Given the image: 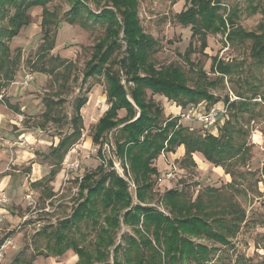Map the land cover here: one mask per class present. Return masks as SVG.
Masks as SVG:
<instances>
[{
  "label": "trees",
  "instance_id": "obj_1",
  "mask_svg": "<svg viewBox=\"0 0 264 264\" xmlns=\"http://www.w3.org/2000/svg\"><path fill=\"white\" fill-rule=\"evenodd\" d=\"M51 1L0 0V90L14 78L19 63V55H10L7 42L30 23V8L41 7L42 11V41L37 57L52 62L50 66L36 63L37 71L52 74L65 63L61 56L50 54L61 20L58 10L48 8ZM65 1L70 6L64 16L66 23L79 24L82 28L91 25L89 20L104 24V34L95 43L91 57L85 63L83 80L103 76L108 107L95 123L92 134V142L98 145L97 152L102 162L80 178V199L71 215L61 219L49 236L47 229L43 230L48 242L47 251L41 255L60 256L71 249L77 256V264H107L110 252L112 264L207 263L213 248L194 239L204 238L222 245L229 244L244 219L243 209L224 193L222 186H207L199 190L194 198L186 190L169 188L161 195V203L168 212L165 214L143 205L154 192L153 177L158 170L153 161L162 152H174L182 144V168L196 166L192 154L199 152L208 162L222 167L230 175L231 181L225 187L235 188L241 185L237 178L246 179L247 173L251 174L241 170L248 158L242 132L234 127L230 118L217 135L190 129L181 124L179 116L165 117L162 106L147 97L146 90L149 89L152 94L164 95L182 108L186 107L183 111L202 100L210 101L209 106L218 101L201 84L202 80L193 87L189 86V77L180 65L170 62L156 66L153 54L157 51V40L145 33L140 24L137 15L140 0H105V7H99L95 12L89 9L86 0ZM187 1L189 6L175 14L176 20L191 30L190 41L183 53L187 63L190 62V54L195 52L192 43L195 38L199 40V50L204 52L207 37L220 33L230 44L249 43V56L257 66H264V16L254 30H247L237 23L238 9L235 6L227 8L222 0ZM251 8L255 13L256 6ZM119 32L123 33L125 55L113 60V55L120 48ZM235 67L232 62L211 57L209 71L218 74L217 80L223 82V77L229 79ZM193 69L190 63V70H197ZM200 75L206 77L204 71ZM217 80L208 84L215 85ZM237 96L241 97L239 94ZM225 101L228 102V97ZM242 101L232 100L228 104L230 108L247 109L246 99ZM86 102L87 96L76 98L74 114L69 122L71 131L51 149L50 154L55 160L47 174L49 182L58 172L56 165L81 136L80 110ZM51 103L49 100L45 102L43 115L46 120L56 121ZM122 109L125 114L119 116ZM111 130L115 154L134 181L136 203H133L125 179L112 168L111 159L107 165L112 169L105 170L103 137ZM41 181L32 182V185H40ZM80 223H90L94 229L90 247L78 243L77 234L86 238L81 232ZM121 224L131 227L133 232L123 233L120 241L116 242ZM13 263L20 264L21 261L15 258Z\"/></svg>",
  "mask_w": 264,
  "mask_h": 264
},
{
  "label": "rangeland",
  "instance_id": "obj_2",
  "mask_svg": "<svg viewBox=\"0 0 264 264\" xmlns=\"http://www.w3.org/2000/svg\"><path fill=\"white\" fill-rule=\"evenodd\" d=\"M85 2L94 12L99 7H105V0ZM222 2L227 8L237 7V23L247 30H254L258 22L263 19L264 0H222ZM47 6L50 10H58L61 19L56 29L54 48L50 54L59 55L66 60L62 66L55 69V73L39 72L38 66L35 65L45 63L46 66H50L52 63L37 57L42 41L41 7L28 10L30 23L22 27L19 33L7 42L11 50L10 55H19V63L14 78L4 84L0 90V175L6 174L10 178L6 188L7 204L0 205V246H3L0 264H14L15 258L20 259V264L26 262L77 264V256L71 249L60 256L41 255L47 251L48 242L43 232L47 229L49 236L61 219L71 215L80 199L78 196L80 178L85 173L95 170L102 162L97 152L98 145L92 142V134L98 116L104 112L106 105L108 106L105 100L103 76L98 75L83 80V73L95 43L104 34V24L92 23L89 20L91 25L82 28L79 24L66 23L64 16L70 6L65 0H53ZM188 6L187 0L139 1L137 15L140 24L145 33L151 34L157 40V51L153 54V61L156 66L170 62L180 65L189 77V86L193 87L202 80L201 84L218 99L214 106H226V112L223 116L222 113L220 114L214 125L205 127L194 119L184 120L183 125L202 133L217 135L221 132L224 122L230 118L234 127L242 132L246 142L248 158L241 170H247L251 174L247 173L246 179L237 178L236 180L241 183L238 187H225V184L231 181L230 175L228 174L227 181L221 177L218 179L219 169L213 164L210 163L208 167L196 165L182 168L180 161H174L179 167L175 179L163 182L159 177L156 179L157 175H155L153 196L143 205L165 214L168 212L161 203V195L169 188L186 190L188 195L194 198L199 190L207 186L218 188L222 186L224 193L231 196L243 209L244 219L238 232L227 245L204 238L194 239L213 248L209 255L210 260L205 264H264V66H257L249 56V43L230 44L220 33L210 34L207 37L204 52L199 50V40L195 38L192 41L195 52L190 54V62L187 63L183 53L190 41L191 30L189 26H182L176 20L175 14ZM251 6H256L255 13H252ZM119 34L120 48L113 55V60L125 55L123 33L119 32ZM211 57L236 65V70L229 79L223 77V82L218 81L219 75L209 71ZM190 63L197 70H190ZM201 71L206 73L205 78L200 75ZM28 72L32 74V80L24 84L23 80ZM212 80H217L215 85L208 84ZM80 96H87V102L80 110L81 136L69 148L60 164L56 165L58 172L49 182L47 174L55 160L50 154L51 149L71 131L69 122L74 114L73 106L76 98ZM226 97L228 102L232 100L241 102L246 99L248 108L244 110H241V107L230 108L225 101ZM47 100L52 102V113L57 118L56 121L46 120L43 115ZM202 101L205 107L209 106L210 101ZM159 105L162 106V103ZM183 109L185 110L186 107ZM124 112L120 110V116H123ZM17 113L24 115L21 123L16 122ZM2 122H4L3 126ZM16 125L22 127L16 128ZM1 127L3 131L9 133L3 135ZM14 128L17 129L16 134ZM112 134L111 130L103 137L102 153L105 160L113 161L115 170L117 166V170L123 172L119 158L115 154ZM21 136L27 138L26 144H31V147L20 148L23 152L17 153V158L15 154L18 144L13 145V142ZM32 137L34 139L30 142L28 139ZM2 138H6L8 144H4ZM12 148L15 150L11 151ZM13 154L17 162L11 159ZM171 158L169 159L172 161L174 157ZM76 160L79 166L74 169L69 164ZM162 160L160 158V161ZM164 162H166L164 167L160 165L157 168L160 173L163 171L166 173V169L169 168L168 157ZM34 165L39 167L42 175L41 184L36 186L32 185L30 180L37 176V171L32 174ZM105 167V170L112 169L109 165ZM30 192L34 198V205H29L25 198L26 193ZM129 192L133 203H136L134 189ZM80 224L81 232L86 238L77 234L78 243L90 247L94 229L90 223ZM132 232L131 227L121 224L116 242L120 241L123 233ZM111 258L112 252L107 264H112ZM96 264L104 263L96 262Z\"/></svg>",
  "mask_w": 264,
  "mask_h": 264
},
{
  "label": "crops",
  "instance_id": "obj_3",
  "mask_svg": "<svg viewBox=\"0 0 264 264\" xmlns=\"http://www.w3.org/2000/svg\"><path fill=\"white\" fill-rule=\"evenodd\" d=\"M146 93H147V97L148 98H152L153 100H155V101H157L158 103H162V109H163V112L165 113V117H170V116H174V115H179L183 110V108L181 107V106H179V105H177L174 101H172V100H170V99H168L167 97H165L164 95H161V94H158V93H155V94H152V92L149 90V89H147L146 90ZM105 100H106V96H105ZM202 103H204V102H202ZM107 105H106V108H105V110L107 109ZM104 110V111H105ZM122 111H123V109H122ZM103 113H101L99 116H98V118L102 115ZM124 114H125V112H124ZM119 116H120V114H119ZM98 120V119H97ZM184 120H186L185 118H180V122H181V124H183V121ZM190 121V120H189ZM97 122V121H96ZM95 122V123H96ZM2 124V126L4 125V122H2L1 123ZM20 127H22V126H17L16 125V128H20ZM2 128L3 127H1V132H4V133H2L3 135H6V134H8V133H6V131H3L2 130ZM16 128H14V134H16V132H17V129ZM190 129H194V128H192V127H190ZM37 130V132L39 131V129L37 128L36 129ZM38 134V133H37ZM3 137V136H2ZM20 138H23L22 136L20 137ZM3 139V138H2ZM23 139H27V138H23ZM31 139H34V137H32V138H30V139H28L30 142H32L31 141ZM34 144V143H33ZM32 144V145H33ZM1 145V144H0ZM31 144H28L27 146H17L16 148V154H15V156L18 158V154L17 153H21V152H23V151H21V150H23V149H20V148H26V147H31L30 146ZM1 150V149H0ZM15 150V148H12V150L11 151H14ZM0 154H1V152H0ZM183 155H184V146L181 144V145H179V146H177L176 147V149H175V151L174 152H171V151H164V152H162L154 161H153V165L154 166H156V168H158V166H160L161 165V167H164V165L166 164V162H164L166 159H167V157H168V161H171L169 158H171V157H174L173 158V160L172 161H180L181 160V158L183 157ZM13 157H11V159H13L15 162H17V158H15L14 157V154L12 155ZM192 157H193V160H194V162H195V164L197 165V167H200V166H205V167H208V165H211L210 164V162H208L204 157H203V155L201 154V153H199V152H194L193 154H192ZM160 158H162L163 160L162 161H160ZM172 159V158H171ZM1 163H2V161H1ZM3 164V163H2ZM1 165V164H0ZM214 166V165H213ZM214 167H216L217 169H219L218 171V179H219V177H221V179H225V181H227L228 180V174H226L224 171H223V169H222V167H220V166H214ZM166 170H168V169H166ZM177 170L179 171V167L177 166ZM37 171V176H35V177H33V178H30V180L32 181V182H35V181H38V180H41L42 179V175L40 174V169H39V167H36L35 165L32 167V174H34L35 172ZM165 172L163 171L162 173H160V172H158V174H157V177H156V179L159 177V178H161L160 180H162L163 182L164 181H168V182H170V179H167V178H164V174ZM221 174H222V176H221ZM160 175V176H159ZM1 177H0V190H1V193H3L4 195H6L7 197H8V195H7V193H6V188H7V185H8V181H9V177L5 174V175H0ZM52 184V183H51Z\"/></svg>",
  "mask_w": 264,
  "mask_h": 264
},
{
  "label": "built area",
  "instance_id": "obj_4",
  "mask_svg": "<svg viewBox=\"0 0 264 264\" xmlns=\"http://www.w3.org/2000/svg\"><path fill=\"white\" fill-rule=\"evenodd\" d=\"M31 80H32V74L29 72L26 73V76L23 80V83L28 84ZM1 98H2V96H1ZM225 112H226V106L218 107V106L211 105V106L205 107L203 105V103L200 102L196 105H193V104L190 105L186 111H182L179 115L170 116L169 118L179 116L180 118H185L188 120L194 119V120L200 121L203 124V126L207 127L209 125H214L217 122L220 114L222 113V116H223ZM16 117H17V120H16L17 123H21L24 119V115L22 113H17ZM2 140H3L2 142L4 144L5 143L8 144V140L6 138H4ZM26 141H27L26 139L19 138L13 142V145L15 143H17L19 146H22V145L27 146ZM114 149H115V146H114ZM103 160H104V162H105L104 164L106 166L108 160H105L104 157H103ZM119 161H120L119 164L121 165V168L123 169V172H119V170H117L118 169L117 166H116V170L114 167H112V168L118 173L119 176H121L123 179H125V181L127 182V185H128V189L131 190L133 188L135 191V184H134V181L131 177V174L129 172H127V173L125 172L123 163L121 162L120 159H119ZM168 164H169V168L165 173V178L175 179L176 174H177V166L174 163V161H168ZM69 165H70V167L72 166V167H74V169H76L79 166V162H78V160H76ZM125 166H127L126 163H125ZM25 198L28 201L29 205H34V198L32 197L31 192L26 193ZM6 204H7V197L3 193H1V190H0V205L5 206ZM2 249H3V246H0V262L2 259Z\"/></svg>",
  "mask_w": 264,
  "mask_h": 264
}]
</instances>
